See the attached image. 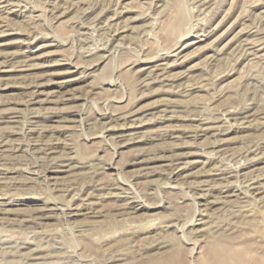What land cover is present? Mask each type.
Returning a JSON list of instances; mask_svg holds the SVG:
<instances>
[{"label": "rangeland", "instance_id": "rangeland-1", "mask_svg": "<svg viewBox=\"0 0 264 264\" xmlns=\"http://www.w3.org/2000/svg\"><path fill=\"white\" fill-rule=\"evenodd\" d=\"M0 264H264V0H0Z\"/></svg>", "mask_w": 264, "mask_h": 264}, {"label": "bare ground", "instance_id": "bare-ground-1", "mask_svg": "<svg viewBox=\"0 0 264 264\" xmlns=\"http://www.w3.org/2000/svg\"><path fill=\"white\" fill-rule=\"evenodd\" d=\"M200 2H201V1H200ZM10 4H11V3H10ZM199 10H200V9H199ZM194 35H195V34H194ZM184 36H185V35H184ZM186 37H187V36H186ZM186 37H185V38H186ZM181 38H182V37H181ZM187 38H188V37H187ZM191 42H192V41H191ZM191 42H190V43H191ZM245 45H246V44H245ZM247 48H248V47H247ZM251 50H252V49H251ZM258 62H259V61H258ZM21 66H22V65H21ZM74 98H75V97H74ZM104 117H105V116H104ZM261 128H262V127H261ZM261 128H260V129H261ZM104 129H105V128H104ZM260 131H261V130H260ZM8 132H10V131H8ZM11 132H13V131H11ZM47 150H48V149H47ZM226 205H227V204H226ZM237 206H238V205H237ZM204 222H205V221H204ZM207 227H208V226H207ZM207 227H206V228H207ZM202 235H203V234H202Z\"/></svg>", "mask_w": 264, "mask_h": 264}]
</instances>
